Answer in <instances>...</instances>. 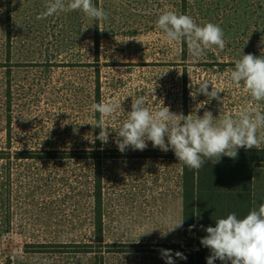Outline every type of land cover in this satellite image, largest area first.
Instances as JSON below:
<instances>
[{
  "label": "rangeland",
  "instance_id": "1",
  "mask_svg": "<svg viewBox=\"0 0 264 264\" xmlns=\"http://www.w3.org/2000/svg\"><path fill=\"white\" fill-rule=\"evenodd\" d=\"M45 4L0 0V142L12 116L10 129L18 142L50 148L55 157L13 159L12 217L9 231L0 238V245L7 238L0 264H100L97 255L103 264H166L161 252L137 250L179 239L181 226L172 229L181 217L182 162L150 141L144 151L129 147L119 152L121 158L104 160L102 240L110 245L103 248L109 252H101L103 245L95 241L93 160L83 150L94 146L91 106L97 82L99 102L121 104L117 119H106L104 149L119 150L117 131L128 118L132 97L143 96L152 110L168 106L184 115L202 116L207 110L217 117H235L248 104L264 112V101H254L243 82L237 87L230 81L244 54L264 58V0H187L185 8L181 0H93L109 14L102 22L80 10L37 20ZM166 10L189 15L200 26L218 24L226 48L214 46L196 59L188 49L183 53L182 42L168 44L156 26ZM115 37L133 40L118 42ZM202 80H213L223 89L219 101L207 102L200 93L193 99L191 93L199 91ZM150 149L152 157L146 156ZM59 242L83 246L48 245L46 253L25 252L26 243ZM90 242L95 254L85 252Z\"/></svg>",
  "mask_w": 264,
  "mask_h": 264
},
{
  "label": "clouds",
  "instance_id": "2",
  "mask_svg": "<svg viewBox=\"0 0 264 264\" xmlns=\"http://www.w3.org/2000/svg\"><path fill=\"white\" fill-rule=\"evenodd\" d=\"M76 10L101 22L109 17L102 7L93 4V0H46L45 10L36 19ZM156 26L162 30L168 44L185 42L189 54L196 59L204 57L214 46L221 51L226 48L225 34L218 24L209 22L200 26L189 15L166 10L159 16ZM115 39L118 42L133 40ZM230 81L237 87L243 82L244 90L254 101H264V58L244 54L230 72ZM197 85L199 91L195 95L191 93L193 99L198 93L205 95L207 102L221 99L223 89L213 80H202ZM146 103L143 96L132 97L131 111L119 127L115 141L121 153L129 147L144 151L150 141L154 148L164 152L172 150L178 161L190 169L199 170L206 160L216 164L224 156L236 159L241 148L251 150L264 143V131H261L264 129V112L251 104L245 105L235 117L230 114L217 117L207 110L202 116H193V112L188 115L175 113L168 106L152 110ZM91 107L99 113V118L91 125L100 129L97 139L106 144L109 138L106 119H117L121 104L115 100H101ZM182 224L183 221L178 222L172 230ZM205 231L207 235L201 238V244L211 251L207 264H214L217 259L225 264H264V204L243 218L232 213L215 220V226H209ZM166 234L163 232L162 235ZM161 256L166 264H175L171 250H161ZM175 256L187 259L180 252Z\"/></svg>",
  "mask_w": 264,
  "mask_h": 264
},
{
  "label": "trees",
  "instance_id": "3",
  "mask_svg": "<svg viewBox=\"0 0 264 264\" xmlns=\"http://www.w3.org/2000/svg\"><path fill=\"white\" fill-rule=\"evenodd\" d=\"M187 0H181L182 6L186 7ZM99 39V38H98ZM183 53H186L187 45L182 42ZM99 43L95 45L96 56L99 54ZM99 72V70H97ZM9 94V91H8ZM94 103L100 100V84L97 82ZM11 100H8V102ZM99 118V113L94 112V121ZM10 120H8L7 135L4 141L0 142V238L6 236L10 229V218L12 217L11 199L14 189L12 161L21 160H45L54 159L53 150L50 148L39 147L33 143L28 148L25 144L28 142H18L14 138L10 129ZM93 121V122H94ZM100 129L94 128L92 135L94 137V146L92 149L83 150L87 159L93 160V189L90 193L93 205L91 206L92 226L95 235V241L101 246L100 251L105 252L103 244L104 234V199H103V173L102 165L106 159L121 158L119 150L107 149L102 147V142L97 139ZM62 151H66L62 149ZM109 152H116L117 155H111ZM136 152V151H133ZM153 150H148V155H152ZM170 157L176 158L174 152L169 150ZM177 159V158H176ZM264 167V146L245 150L241 148L236 159L227 156L222 157L219 163L213 164L211 161H205V164L199 170L188 168L183 162L181 166V217L183 221L180 230V237L177 241L156 242L144 244L138 248L137 252L160 253L161 250H171L172 254L182 253L187 259L178 258L179 264H207V257L211 255L210 249L201 244V238L207 235L205 229L209 226H215V220L226 218L227 215L235 213L238 218L245 217L252 210V173L253 169ZM7 241V238H6ZM6 241L0 245V252L6 250ZM101 243V244H100ZM54 245L56 248L80 247L81 243H26V253H46V249ZM89 248L86 253L95 254L94 242L86 243ZM110 246V245H107ZM105 246V247H107ZM109 252V251H108ZM111 252V251H110ZM100 264H103V257ZM98 264V263H96ZM214 264H225V262L216 260ZM230 264V262H228Z\"/></svg>",
  "mask_w": 264,
  "mask_h": 264
},
{
  "label": "crops",
  "instance_id": "4",
  "mask_svg": "<svg viewBox=\"0 0 264 264\" xmlns=\"http://www.w3.org/2000/svg\"><path fill=\"white\" fill-rule=\"evenodd\" d=\"M252 174V210H258L264 204V167L254 168Z\"/></svg>",
  "mask_w": 264,
  "mask_h": 264
}]
</instances>
